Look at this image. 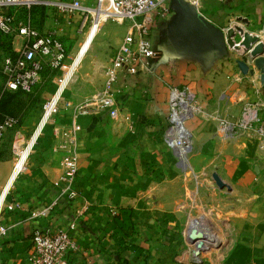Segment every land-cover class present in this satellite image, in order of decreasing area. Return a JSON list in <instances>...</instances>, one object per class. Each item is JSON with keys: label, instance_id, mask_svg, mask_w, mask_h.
<instances>
[{"label": "crops", "instance_id": "crops-1", "mask_svg": "<svg viewBox=\"0 0 264 264\" xmlns=\"http://www.w3.org/2000/svg\"><path fill=\"white\" fill-rule=\"evenodd\" d=\"M41 1L29 10L11 7L6 13L13 16L15 25L29 20L40 33L57 27L63 42L71 38L80 15H64L51 4L67 0ZM167 6L169 14L161 20L156 18L150 28L156 51L153 65L162 81L147 75L121 78L116 84V99L121 106L117 119H111L106 110L79 115L76 119L80 125L78 172L73 183L78 192L76 198H61L45 215L32 216V212L57 197L54 181L61 171V154L54 151V128L71 123L70 110L60 109L53 123L42 128L38 125L16 161L6 154L0 156V226L4 228L0 234V264H28L32 231L67 229L72 220L76 225L70 235L77 249L70 255L71 264H177L172 258L174 250L165 244L169 240L160 233L158 207L152 199L149 204L144 198L149 187L148 172H158L152 170V164L151 170L142 169L143 163H155L158 159L154 154L159 129L169 112L167 85L188 86L206 102L217 98L224 89L237 90L238 83L233 78L237 70L222 31L238 15L247 17L250 28L260 25L264 21V0H203L202 11L211 21L198 15L183 0H167ZM95 27L92 25L87 35L94 34ZM120 40H116V47ZM20 43L18 35L0 34V65L7 52H14ZM90 43V40L82 42L78 51H87ZM78 51L68 75L82 58ZM108 62L97 65L102 78L99 89ZM1 83L0 74V86ZM51 95L49 91L43 93L44 98L20 124L21 130L33 133L41 106ZM194 116L191 133L195 143L202 145L207 139L205 133L200 134L207 128L206 117L199 111ZM171 128L161 138L173 150L167 139ZM171 133L169 139L173 141ZM261 184L264 188V180ZM252 215V224L247 225L220 264H264V192ZM194 223L186 225L185 240ZM216 237L215 243L205 241L194 245V250L205 244H220L217 234Z\"/></svg>", "mask_w": 264, "mask_h": 264}, {"label": "rangeland", "instance_id": "rangeland-1", "mask_svg": "<svg viewBox=\"0 0 264 264\" xmlns=\"http://www.w3.org/2000/svg\"><path fill=\"white\" fill-rule=\"evenodd\" d=\"M77 23L72 37L64 39L67 57L65 79L61 85L68 79L62 95L71 103L82 104L94 100L102 81L101 69L97 65L108 62L116 48V40L125 34L127 23L121 19H103L94 28V34L90 35H87L93 24L90 14L80 15ZM234 24L253 34V37L257 36V40L264 45V21L250 28L247 17L238 15L234 23H230L222 31L225 45L232 52L231 58L237 70L233 78L238 83V89H224L217 98L207 99V102L194 93L195 101L190 104L194 109L185 120H188L187 130L183 127L178 139L174 138L175 154L165 138H161V134L164 136L168 127L169 114L166 115L159 129V140L154 154L158 156L157 162H145L142 167L143 171H149L152 164V170L158 172H148L149 177L146 180L149 187L144 198L149 204L152 199L158 207L160 233L169 240L165 244L174 250L172 258L177 264H220L239 235L246 230L248 224H252L250 221L254 217V207L260 202L264 192L261 184L264 180V150L259 148L261 129L264 131V82L261 81V69L255 64L259 57L264 60V55L252 57L251 50L237 51L228 45L226 32L228 28H234ZM233 30L231 40L234 44H239L242 36ZM89 40L91 43L87 51H78L81 43ZM77 51L82 58L68 75ZM238 61L246 64V73L241 71ZM63 75L62 72H46L31 93H18L15 101L7 105L8 109L6 107L7 111L4 112L14 116L18 123L15 128L5 133L2 142L0 140V156L6 154L17 160L22 148L38 127L36 125L31 133V130H21L20 124L42 99L44 92L49 91L50 95L54 93ZM198 111L206 117L207 122L205 131L200 133V129L196 130L207 136L205 144L202 145L195 143L191 133V122H195L194 115ZM249 112L253 115L256 112L259 120L252 115L250 121ZM170 133L167 134L168 140ZM185 134H191V137H185ZM18 142L24 144L19 145ZM151 175L153 179L150 178ZM214 175L221 179L223 187L217 185ZM193 221L196 223L190 229L198 237L194 244L183 238L186 225ZM203 224L215 236L217 234L221 242L217 245H202L197 252L198 258L194 259V245L199 246L205 242L201 238V232L198 233L194 228ZM215 241H218L217 237Z\"/></svg>", "mask_w": 264, "mask_h": 264}, {"label": "built area", "instance_id": "built-area-1", "mask_svg": "<svg viewBox=\"0 0 264 264\" xmlns=\"http://www.w3.org/2000/svg\"><path fill=\"white\" fill-rule=\"evenodd\" d=\"M188 6L204 19L211 21L202 11L203 0H183ZM223 1V0H219ZM50 2V1H49ZM42 3L41 0H0V32L6 35L15 34L21 37L19 47L14 56H6L1 61L0 103L6 92L21 90L31 92L41 81L45 71L64 73L54 93L41 106L37 123L41 128L53 123V118L60 109L70 110L72 121L68 126H56L54 151L61 154L60 174L54 181L58 187L57 197L47 206L32 212V216L45 215L61 198L72 200L78 196L73 183L78 172V132L80 125L76 119L79 115L91 114L106 110L111 119H117L121 106L117 103L116 84L121 78L135 75H147L161 80L153 60L156 51L152 47L150 28L155 19H164L169 14L167 0H95L92 5H84L81 0L53 1L56 10L64 15L90 14L95 15L97 9L105 6L109 11L107 18L121 19L127 23L126 31L104 68V80L101 88L96 91L94 100L82 104H74L63 95L65 83L67 52L57 27L44 33L38 32L29 22L14 24L12 15L6 13L11 7L29 10L32 6ZM48 3V2H47ZM168 87V127L174 109L191 107L195 94L188 86ZM250 121L253 113H248ZM253 117L259 120L257 113ZM188 121V120H187ZM186 121V122H187ZM186 122L182 127L187 130ZM18 120L9 114L0 112V139L5 133L16 127ZM259 148L264 150V131L261 129ZM19 173V172H18ZM72 220L67 229L57 228L53 231L35 229L31 234L32 251L28 256V264H71L70 255L77 249L75 239L70 231L75 228ZM4 228L0 226V234Z\"/></svg>", "mask_w": 264, "mask_h": 264}, {"label": "bare ground", "instance_id": "bare-ground-1", "mask_svg": "<svg viewBox=\"0 0 264 264\" xmlns=\"http://www.w3.org/2000/svg\"><path fill=\"white\" fill-rule=\"evenodd\" d=\"M107 15H109V11L105 8V6L103 5V7H101L100 9H97L96 12H95V15L93 16V24L92 25H98L100 23L101 20L103 19H106ZM244 31V30H243ZM247 31H244V33H246ZM248 33V32H247ZM250 36L253 37V34L249 33ZM257 37V36H256ZM256 43H263V42H260L258 40H256L253 44H256ZM242 49V47H240ZM238 51V50H237ZM240 51V49H239ZM194 108H191V107H183V108H180V110H177V109H174L173 110V113L171 115V119H170V123H171V138L173 139V141L175 140L174 138L176 137L178 139L179 135L182 131H183V127H182V124L184 125L185 123V120L188 119L187 118V115L189 113H191L193 111ZM194 113V112H193ZM184 133V132H183ZM189 134V133H188ZM178 135V136H177ZM185 134V137H191V134L190 135H187ZM189 137V138H190ZM171 145L173 146V149L176 150V141H170V139L168 140ZM194 228V227H193ZM194 229H197V232L200 233L201 232V238L203 239V241H209L210 242H216V236L214 235V232L210 229H208L206 227L205 224L203 225H196V227ZM197 234L195 233V231H190L189 234H188V239L192 242H195V240L197 239ZM197 252H198V249L194 250L193 251V256H194V259H197Z\"/></svg>", "mask_w": 264, "mask_h": 264}, {"label": "water", "instance_id": "water-1", "mask_svg": "<svg viewBox=\"0 0 264 264\" xmlns=\"http://www.w3.org/2000/svg\"><path fill=\"white\" fill-rule=\"evenodd\" d=\"M233 29L238 31L239 34L242 36V40L240 41L239 44H234L231 40V37L234 35ZM226 35H227V43L230 47H233L236 50H239V49H241L240 47H242V51H244V52L251 50L250 52H251L252 57L264 55V45L262 43L253 44L257 40L256 36L252 37L249 35V33H247V32L244 33L242 27H240L239 25H234V28L233 27L228 28ZM243 58H245V57H243ZM255 64L257 67H259L261 69V73H262L261 74V81L264 82V67H263L264 60L262 59V57H259L255 61ZM238 65H239V67L243 73L247 72L248 69H247V66L244 62L238 61ZM251 72H252V70H251ZM214 179H215V182L217 183V185L219 187H223V182L221 181V179L217 175H214Z\"/></svg>", "mask_w": 264, "mask_h": 264}, {"label": "trees", "instance_id": "trees-1", "mask_svg": "<svg viewBox=\"0 0 264 264\" xmlns=\"http://www.w3.org/2000/svg\"><path fill=\"white\" fill-rule=\"evenodd\" d=\"M0 34H2V35H6V34H3V33H1L0 32ZM6 56H14V52L12 51H9V52H7V54L4 56V57H6ZM3 57V58H4ZM3 58H2V60H3ZM1 60V61H2ZM46 72H48V71H45L44 72V74L46 73ZM43 74V75H44ZM34 90V89H33ZM32 90V91H33ZM31 91V92H32ZM31 92H29V93H31ZM18 93H26V92H23V91H21V90H17V91H13V92H6L5 94H4V96H3V98H2V100H1V103H0V112L1 113H5L4 111H7V109H8V106H9V104H12V102H14L15 101V99H16V97L19 95ZM8 105V106H7ZM6 107H7V109H6Z\"/></svg>", "mask_w": 264, "mask_h": 264}]
</instances>
